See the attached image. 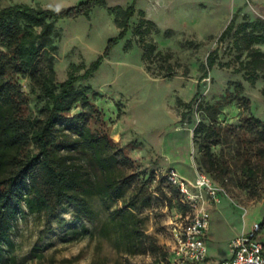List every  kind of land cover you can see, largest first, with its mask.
Listing matches in <instances>:
<instances>
[{
	"label": "rangeland",
	"instance_id": "374dc122",
	"mask_svg": "<svg viewBox=\"0 0 264 264\" xmlns=\"http://www.w3.org/2000/svg\"><path fill=\"white\" fill-rule=\"evenodd\" d=\"M119 2L124 8L132 4L137 8L125 38L93 76L76 85H90L99 92L93 101L111 138L122 149L121 156L132 160L123 170L134 175V186L117 201L91 197L97 212L94 218L69 203L53 214H23L13 224L11 243L0 264H174L177 234L187 219L180 210L181 197L162 180L170 168L191 181L198 173L206 174L221 189L219 202L204 196L212 216L216 209L221 210L215 213L209 240L212 260L228 258L227 240L264 219L262 145L254 140L257 129L247 128L244 121L247 115H253L264 123V77L258 73L254 83L248 78L244 67L250 57L244 43L236 44L235 30L219 40L235 13L237 25L264 20V0ZM102 9L93 13V29L97 32L88 40L98 49L116 29L107 18L109 13ZM143 18L145 23L138 28ZM56 27L55 68L61 82L67 78L71 63L89 65L99 55L82 38L68 40L74 27L70 20L58 21ZM143 42L155 46L148 57H144ZM254 46L264 52V44ZM215 50L216 64L205 74L206 59ZM237 82L242 88L236 86ZM20 83L30 94V79L20 78ZM228 92L235 96L218 112L221 137L211 146L217 163L212 167L200 148V138L194 135L201 120L209 122L199 104H213ZM31 105L38 110L36 95H31ZM79 110L76 107L73 112ZM247 160L254 174L245 170ZM147 179L152 180L144 186ZM142 185L150 196L140 190ZM137 191V212L160 250L148 243L139 252H130L110 226L108 231L103 230L110 212L129 203Z\"/></svg>",
	"mask_w": 264,
	"mask_h": 264
},
{
	"label": "trees",
	"instance_id": "16d2710c",
	"mask_svg": "<svg viewBox=\"0 0 264 264\" xmlns=\"http://www.w3.org/2000/svg\"><path fill=\"white\" fill-rule=\"evenodd\" d=\"M98 5H105V0H85L60 9L0 5V259L11 243L13 224L23 214H53L69 203L86 217L94 218L97 212L91 197L117 201L134 186V175L123 170L125 163L132 160L121 156L122 149L111 138L101 110L93 101L99 92L90 85L78 87L76 83L93 76L114 45L125 38L130 19L137 12L135 5L108 7L120 32L109 40L103 54L89 65L71 63L67 78L61 82L55 68L57 22L89 16ZM237 18L235 13L219 40L235 30L236 44L242 42L248 50L250 59L244 69L254 83L258 73L264 77V52L254 46L264 44V20L237 25ZM144 23L143 18L138 28ZM144 47V57L155 50L150 43H144ZM216 54L215 50L208 55L205 74L215 66ZM20 78L30 79V94L23 90ZM236 86L242 88L240 82ZM31 95H36L40 105L37 111L32 109ZM234 96L228 92L213 104H199L209 122L201 120L194 135L200 138V148L212 167L217 163L211 146L219 143L221 137L218 112ZM76 107L80 110L74 113ZM244 121L247 128L257 129L254 140L262 145L259 154L264 157V123L253 115H247ZM245 170L254 174L248 160ZM151 180H143V185ZM162 180L167 181L165 175ZM143 185L140 190L150 196ZM138 194L139 191L129 203L110 212L103 230L108 231L110 226L130 252L137 253L148 243L160 250L156 239L146 233L144 220L137 212ZM190 209L188 204H180L182 215ZM163 255L166 257L167 253Z\"/></svg>",
	"mask_w": 264,
	"mask_h": 264
},
{
	"label": "built area",
	"instance_id": "2783aa9c",
	"mask_svg": "<svg viewBox=\"0 0 264 264\" xmlns=\"http://www.w3.org/2000/svg\"><path fill=\"white\" fill-rule=\"evenodd\" d=\"M164 175L167 182L179 191L181 201L191 208L177 234L174 264H264V219L230 241L229 258L212 260L207 245L211 213L204 196L206 194L219 202L221 189L212 178L202 173H198L194 181L175 168L168 169Z\"/></svg>",
	"mask_w": 264,
	"mask_h": 264
},
{
	"label": "crops",
	"instance_id": "0c3cea01",
	"mask_svg": "<svg viewBox=\"0 0 264 264\" xmlns=\"http://www.w3.org/2000/svg\"><path fill=\"white\" fill-rule=\"evenodd\" d=\"M1 1L3 3L0 4V5H2V6H9V5H14V4H30V5H33V6H41V7H44V8L60 9V8H63V7L73 6V5L78 4L79 2H82V1H85V0H1ZM115 1H116V4L110 5V4L107 3V0H105V5H98V6H96L92 10V12L90 13L89 16L80 15V16L75 17V18H64V19H60L59 21L66 20V19L67 20H70L72 22V24H74V27H73V29L70 32L71 33L70 35H72V36L68 37V40L71 39V40H75L76 41L77 38H82V39H84L85 42H88V40L90 39L91 35H95V33L97 31H95V29H93V13L98 8H104L102 10H105V12H108L109 13V15L111 17L106 15L107 18H109L110 21H113L114 24H115V26H116V29L114 30V33L112 34L113 35L112 37L117 36L119 34V32H120V29L118 28V26L115 23L114 16L108 11V7L118 6V5L121 6L119 0H115ZM138 1H140V0H136V3ZM146 1L147 0H145V4H146ZM136 10H137V8H136ZM102 12H104V11H102ZM109 40H108V42H109ZM108 42L106 43V40H105L102 49H98L99 47L95 45V42L94 41H89L88 43H90V46L92 48H94L95 51H97V55H101V54L104 53V51H105L104 49L107 48ZM115 45H114V47H115ZM96 47H98V48H96ZM114 47L112 48V50L114 49ZM112 50H111V53H112ZM186 178L189 179L188 177H186ZM220 211H221L220 209H216V211L214 212V216H212V214H211V224H210V229H209V233H208V237H207V245H208V250H209L208 252H210L211 249H212V247L209 245V240H210V236L212 234L211 233V230H212L213 222H214V219H215V213H217V212L220 213ZM241 233L242 232L236 233L234 237L240 235ZM234 237L232 236L230 240H227L228 241L227 243L229 244L230 241ZM229 254L231 255L230 250L228 251V254H227L228 255V258L230 257ZM209 256H210V253H209ZM222 259H226V258H223L222 257V258H216L214 260H222Z\"/></svg>",
	"mask_w": 264,
	"mask_h": 264
}]
</instances>
